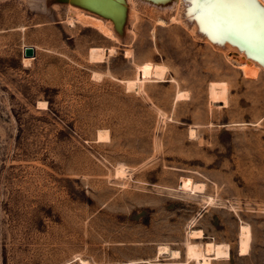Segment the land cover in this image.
Here are the masks:
<instances>
[{
    "label": "rangeland",
    "instance_id": "obj_1",
    "mask_svg": "<svg viewBox=\"0 0 264 264\" xmlns=\"http://www.w3.org/2000/svg\"><path fill=\"white\" fill-rule=\"evenodd\" d=\"M54 1L0 0V264H264V68L171 3L115 39Z\"/></svg>",
    "mask_w": 264,
    "mask_h": 264
},
{
    "label": "bare ground",
    "instance_id": "obj_2",
    "mask_svg": "<svg viewBox=\"0 0 264 264\" xmlns=\"http://www.w3.org/2000/svg\"><path fill=\"white\" fill-rule=\"evenodd\" d=\"M32 1L37 3L42 2L44 8L46 10H49L51 4L53 3L52 1L54 0ZM58 1L59 3L67 2L69 4V21L72 22V24L73 22L75 23V19L84 22L88 21L89 23H91L90 25H94L109 37H113L115 35V30L120 31L119 22L121 21V17H123L124 12L123 5H121L122 0H74L77 3H75L73 0ZM153 1L157 2V4L171 3L170 6H177L180 12L179 18L180 20H183L184 23H189V20L184 19V15L187 13V11L189 13H192L193 11L194 15L196 16V20L193 22L195 31L200 32L199 25H201L203 26V28H205L207 34H209L210 37L212 36V40H222L225 38L224 42H222L226 45V49L230 48L237 51V53L239 54L237 56V59L239 60L243 70L248 75L252 74L257 76L260 69L264 68V0H191L190 2H186V0ZM126 3L128 20V15L130 13H133L131 11L133 5L131 6V0H126ZM163 4L160 7L165 9V6ZM35 5L37 6V4ZM86 5L97 10L96 12L98 13L93 12L92 9L85 7ZM85 11H88L89 13L87 12L88 14H86ZM125 28L126 26L124 25L122 31H124ZM229 38L236 39L241 44L242 48L239 49L238 45H234L233 43H231ZM115 39L117 38L115 37ZM230 57H233V55H230ZM31 58L32 56H24L23 59L24 62L28 64L31 61ZM183 94V92H180L178 94V97L181 98ZM201 186L203 187V185ZM201 186L200 184H195V187ZM202 187L201 189H203ZM241 228L242 232L239 242L240 253L245 254L249 251L250 248L251 231L249 225H243ZM197 233L200 232L194 231L192 233L193 237L202 236V234ZM207 248L209 250H212L213 243H207ZM164 250L166 251V249ZM172 253L177 254L178 251H173Z\"/></svg>",
    "mask_w": 264,
    "mask_h": 264
},
{
    "label": "water",
    "instance_id": "obj_3",
    "mask_svg": "<svg viewBox=\"0 0 264 264\" xmlns=\"http://www.w3.org/2000/svg\"><path fill=\"white\" fill-rule=\"evenodd\" d=\"M74 1V0H73ZM171 1V0H170ZM191 0H186V2H190ZM75 2V1H74ZM75 3H77V2H75ZM121 5H123V9H124V12H123V17H121V21L119 22L120 23V32H122V33H124V31H122L123 30V26L126 24V22H127V3H126V0H122V2H121ZM85 7H88L89 9H92V10H95V9H93L92 7H89V6H85ZM194 10V9H193ZM95 11H97V10H95ZM186 13V12H185ZM186 15H187V17H189V19L191 20V21H193L194 19H196V16L194 15V12L192 11V14L190 13L189 14V12L187 11V13H186ZM199 31H201L202 33H204L205 35H208V34H206L207 33V31L205 30V28H203V26H201V25H199ZM124 35V34H123ZM209 36V35H208ZM212 37V36H211ZM214 39V38H213ZM225 39V38H224ZM224 39H222V40H220V39H218L217 41H220V42H224ZM230 39V41H231V43H233L234 45H238V47H239V49L240 48H242V46H241V44L236 40V39H232V38H229ZM215 40V39H214ZM216 41V40H215ZM222 42V43H223ZM35 53H36V49H35V47L33 46V45H26L25 47H24V54H25V56H33V55H35Z\"/></svg>",
    "mask_w": 264,
    "mask_h": 264
}]
</instances>
